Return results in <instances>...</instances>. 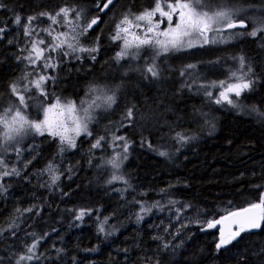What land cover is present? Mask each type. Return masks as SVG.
<instances>
[{"label":"trees","instance_id":"trees-1","mask_svg":"<svg viewBox=\"0 0 264 264\" xmlns=\"http://www.w3.org/2000/svg\"><path fill=\"white\" fill-rule=\"evenodd\" d=\"M233 2L247 9L242 15L253 21L264 17V0ZM0 4V27L6 28L0 39V112L18 104L9 87L17 81L32 120L40 119L43 108L57 97L80 105L93 94L92 86H107L116 94L111 108L93 111L91 135L81 134L75 148L63 145L61 152L59 139L31 133L19 145L14 141L0 149L8 170L15 167L20 173L0 179L5 189L0 190V264H264V228L242 232L217 250V229L205 226L209 219L258 202L264 192V40L247 35L252 22L246 21V30L228 31L242 35L226 43L159 56L155 63L160 76L152 78L143 69L153 49L142 47L138 58L118 61L121 44L112 37L125 12L150 9L153 0H114L106 13L97 11L94 0ZM66 6L83 9L82 25L99 15V22L79 37L80 47L96 51L67 57L59 50L46 52L55 58V69H44L42 61L30 64L23 59L28 51L22 50L31 48L32 39L50 41L40 30L51 21H34L39 36L26 37L14 17L20 15L23 24L29 15L55 13ZM63 25L51 24L55 35ZM64 50L69 51L66 46ZM240 56L253 68V83L240 96H230L233 104H217L219 82H235L230 77L239 68ZM28 73L27 81L20 79ZM39 75L54 77L43 85L46 98L31 84V91L23 92L24 85ZM128 108L133 110L131 120L125 118ZM178 132L188 139L178 141ZM114 136L125 138L127 153L124 140H113ZM99 137H104L101 146L92 148ZM15 147L21 149L19 155ZM117 154L118 169L108 163ZM49 163L52 172L46 171ZM53 175L58 177L55 183ZM141 206L151 211L142 212ZM82 210L86 214L76 219ZM39 237H44L36 249L39 258L20 260L28 254L26 245Z\"/></svg>","mask_w":264,"mask_h":264},{"label":"snow or ice","instance_id":"snow-or-ice-1","mask_svg":"<svg viewBox=\"0 0 264 264\" xmlns=\"http://www.w3.org/2000/svg\"><path fill=\"white\" fill-rule=\"evenodd\" d=\"M154 6L150 9L145 8L140 13L125 12L118 23L115 25V34L113 40H123V47L121 51L116 54V59L119 61L125 57H131L136 59L139 57V50L147 46L153 49V55L151 62L146 61V67L143 69L145 74H150L152 78H159L160 71L158 65L155 63L156 59L168 53L172 50H178L181 47H193L195 42H202V44L216 43L217 36L225 30H232L237 28H247L248 22L253 23V28L247 33L251 37H258L264 40V17L257 18L254 21L249 17L242 15L247 9L238 6L233 0H217L216 6L213 7L208 0H153ZM95 7L98 12L106 13L110 10V6L114 5V0H94ZM4 7L0 4V8ZM83 9L77 10L75 7L66 6L60 7L55 13L48 11H40L33 15H29L24 19L22 24V18L20 15L14 17V23L20 26L23 30V35L26 37H33L34 34L38 37L39 34L34 26V21L40 18H47L51 21V24H66L70 27V31L59 32L56 35L53 33L56 31L51 27V24L47 28H43L40 31L47 33L52 39L45 41L43 38L32 39L31 48L23 49L22 51H28V55L23 57L29 61L30 64L36 65L38 61H42L44 69L57 67L55 58L51 55H45L46 52H57L58 50L63 56H70L76 52H95V48H83L79 46V37L87 33L89 29L96 25L100 17L99 15L93 16L90 19L85 20L83 27L80 31L77 28L80 27L79 21L82 18ZM70 14H74L72 19H69ZM159 14L160 19L156 20V16ZM175 17V22L173 19ZM167 22V27L163 30L160 29V24ZM75 22V23H74ZM140 22H143L140 23ZM133 28L141 29L143 35L131 31ZM6 31L5 27H0V39L3 38V33ZM214 35L209 37V34ZM152 34V35H149ZM131 35L132 40L130 41L127 37ZM242 35L238 32H229L226 37L221 36L219 42H228ZM163 37V39H161ZM12 43V41H9ZM44 45V47H41ZM65 46L69 51H65ZM135 48L136 52H130L129 49ZM79 59L80 57H76ZM20 59V57H17ZM92 59H95L93 56ZM239 68L237 71L231 73L230 79L235 82L220 81L219 87L223 90L219 93V98L215 100L217 104L222 101H227L229 104H233V100L229 94L240 96L241 92L245 89H249L253 81L250 76L253 72L251 65H246L245 58L240 56L238 58ZM188 68L195 67L194 65H188ZM183 74V73H182ZM30 73L25 74L20 79L28 80ZM54 79L52 76L39 75L38 78L28 81L23 87V92L31 91L29 84L34 87L40 95L47 97V93L43 88V85L48 80ZM213 87L216 86L215 82ZM11 94L17 97L18 104L9 105L7 108L0 112V128H2V135L5 143L15 141L19 145L25 136L35 133L44 135L47 132L52 137H58L61 145L60 151L63 152V145H67L69 148H75L76 142L75 137L81 133L91 135L88 130V124L95 118L93 111L97 108L104 107L105 109L111 108L116 103V94L112 89H108L107 86H92L90 87V93L94 96L91 98L90 103L88 101H81L78 106L75 101H64L61 102L60 98L57 97L55 103L43 108L44 118L42 120H32L26 114L28 108V102L25 95L20 91L19 81L13 82L10 86ZM205 87V86H202ZM111 93V94H109ZM206 95L211 97V92H206ZM98 101L100 103H98ZM87 103V107H81ZM55 113V119L53 118ZM82 113V115H81ZM133 116L132 108H128L125 118L131 120ZM74 133L69 135L68 133ZM104 137H99L95 143L92 144V148H98L101 146V141ZM176 139L178 141H186L188 139L181 133H176ZM113 140H124L122 145L123 152L127 153L128 142L124 137H113ZM151 147V145H149ZM7 148H3L4 152H7ZM17 155L20 154L21 149L15 147L14 149ZM160 155H167L165 152H160ZM123 159H127V156H123ZM121 162L120 154L113 157L108 163L112 164L113 168H119ZM31 163V161H28ZM27 165H25L26 167ZM53 165L49 163L46 171L52 172ZM0 179L11 175H19V171L12 167L8 170V165L3 155H0ZM57 176L53 175L52 182L55 183ZM113 180L123 179L120 176H113ZM111 183V181H109ZM125 183H127L125 181ZM0 190H5L3 184H0ZM172 203H175L174 201ZM155 207V205H153ZM190 207V206H189ZM17 211H20L17 209ZM24 211H32V209H25ZM142 212L151 211V208H145L141 206ZM86 212L80 211L76 216V219H82ZM143 219L142 216H138V220ZM231 219V224L235 228H229L228 234H225V229L221 227L219 229V240L216 243L217 250L227 246L236 237H239L242 232L258 230L264 228V192H261L260 199L258 202L250 203L247 207L241 208L239 211H231L227 216L221 217L220 219H209L205 221L207 229L215 228L218 224H222L224 220ZM107 218H105L106 222ZM15 226V222L9 227ZM100 232L104 231L103 225L99 228ZM2 234V233H0ZM15 236L16 233L12 232ZM35 236V234H31ZM44 237H39L34 240L30 245H26L27 255L21 256L20 260H33L38 259L36 256L37 246ZM167 247V245H165ZM94 251V249H93ZM20 264V261H17ZM158 264V262H157Z\"/></svg>","mask_w":264,"mask_h":264},{"label":"rangeland","instance_id":"rangeland-1","mask_svg":"<svg viewBox=\"0 0 264 264\" xmlns=\"http://www.w3.org/2000/svg\"><path fill=\"white\" fill-rule=\"evenodd\" d=\"M211 5L213 6V7H215L216 6V3H211ZM69 19H72L71 17H69ZM156 20H159L160 19V17H159V14H157V16H156V18H155ZM175 22V17H174V19H173V23ZM75 23V22H74ZM140 23H142L143 24V22H140ZM79 25H80V27H78L77 28V31H80V29L83 27V25L82 24H80L79 23ZM58 26V25H57ZM64 26V29H63V31L62 32H66V31H70V27L68 26V25H66V24H64L63 25ZM167 27V22L165 21L164 23H161L160 24V29L161 30H163V29H165ZM252 28H253V26H252ZM252 28H251V30H252ZM54 29H56V28H54ZM251 30H249V31H251ZM131 31H133V32H136V33H138V34H140V35H143V31L141 30V29H135V28H133ZM228 33L229 32H223L222 34H221V36H224V37H226L227 35H228ZM53 35H55L54 33H53ZM149 35H152V34H149ZM214 34L213 33H210L209 34V37H210V39H211V37L213 36ZM262 35H264V33H262ZM221 36H217V41L219 42L220 41V39H221ZM130 41L132 40V36L131 35H129L128 37H127ZM80 39V38H79ZM161 39H163V37H161ZM217 43V42H216ZM120 44H121V48L123 47V40H120ZM208 44H214V43H208ZM201 45H207V44H202V42H195V45L193 46V47H196V46H201ZM144 47H147V46H144ZM188 48H192V47H187V46H184V47H181V48H179L178 50H183V49H188ZM132 50H135V48H131V49H129V51L131 52ZM172 51H177V50H172ZM170 52V51H169ZM223 89L222 88H220L219 89V92H218V98H219V93H220V91H222ZM217 91H218V88H217ZM231 95H234V94H229V96H231ZM94 96V94H92L91 96H89L88 98H85V100L84 101H88L89 103H90V101H91V98ZM55 103V102H54ZM98 103H100L99 101H98ZM53 104V103H52ZM51 105V104H50ZM79 106V105H78ZM88 105H87V103L86 104H84L83 106H81V107H87ZM48 107V106H47ZM81 115H82V113H81ZM44 118V115H43V112H42V116L40 117V119H38V120H42ZM53 118L55 119L56 117H55V113H53ZM2 128H0V149H2V147H3V145H7V144H12L14 141H12V142H7V143H5V141H4V139H3V135H2ZM45 134L46 135H49L47 132H45ZM69 135H74V133H68ZM81 134H83V133H81ZM80 134V135H81ZM79 135V136H80ZM50 136V135H49ZM79 136H76L75 137V140L79 137ZM55 138H57V139H59L58 137H55ZM65 146L66 147H68L66 144H65ZM213 229H215V228H212V229H209V230H213Z\"/></svg>","mask_w":264,"mask_h":264},{"label":"water","instance_id":"water-1","mask_svg":"<svg viewBox=\"0 0 264 264\" xmlns=\"http://www.w3.org/2000/svg\"><path fill=\"white\" fill-rule=\"evenodd\" d=\"M247 29V28H246ZM245 28H237V29H232V30H225L226 32L228 31H233V30H246ZM239 211V210H238ZM227 216V215H226ZM223 227L225 229V234L227 235L228 234V230L229 228H235L234 225L231 224V219H228V220H224L222 222V224H218L215 228L217 229V233H218V237L220 236V233H219V229ZM259 230V229H258ZM258 230H253L249 233H256ZM245 232H248V231H245Z\"/></svg>","mask_w":264,"mask_h":264}]
</instances>
